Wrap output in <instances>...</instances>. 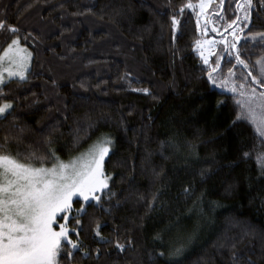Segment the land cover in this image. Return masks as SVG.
Here are the masks:
<instances>
[{
	"label": "trees",
	"instance_id": "16d2710c",
	"mask_svg": "<svg viewBox=\"0 0 264 264\" xmlns=\"http://www.w3.org/2000/svg\"><path fill=\"white\" fill-rule=\"evenodd\" d=\"M188 2L0 0V54L15 38L31 51L25 78L0 85V104L13 105L0 117V145L21 159L47 156L49 147L68 158L103 134L112 139L104 164L110 191L102 206L93 201L78 217L79 235L70 239L80 247L65 242L58 264H264V168L257 163L264 139L238 119L241 97L209 82L211 68L195 50L204 36L198 8ZM236 5L212 0L207 36L238 15L244 26ZM250 29L264 32L260 0H253ZM239 47L248 68L218 46L223 59L213 74L238 90L251 84L249 72L259 79L264 42ZM68 226L77 227L75 220Z\"/></svg>",
	"mask_w": 264,
	"mask_h": 264
},
{
	"label": "snow or ice",
	"instance_id": "6c2138e0",
	"mask_svg": "<svg viewBox=\"0 0 264 264\" xmlns=\"http://www.w3.org/2000/svg\"><path fill=\"white\" fill-rule=\"evenodd\" d=\"M211 3L212 0H198V4H194L189 0L185 5L186 8L193 10L199 7L197 24L200 26V17L205 18L201 26L204 35L209 31L208 25L212 23V20L205 16L206 9ZM224 3L225 0H219L220 7ZM260 3L264 6V0H260ZM252 8L253 0L242 2L237 0V9L244 13V26L240 27L238 24L241 20L239 15L227 25L226 31L231 29V41L222 38L219 41L204 39L195 42L203 63L211 67L208 80L213 86H216V77L213 74L220 69V62L223 59L220 53L214 51L218 44L225 46L224 51L229 56H235L237 64L248 68V64L241 58L239 46L249 41L264 42V32H251ZM172 23L175 28L180 21L173 16ZM4 27L5 25L0 23V30ZM245 28L249 29L248 35L242 36ZM9 31L15 34L19 29L11 27ZM211 31L216 32L217 29L213 27ZM213 56L216 57L214 66L210 65V58ZM30 57L31 53L20 47V40L13 39L3 54H0V84L4 83V73H7L9 78L18 76L24 79ZM6 62L8 67H4ZM256 64L260 67L259 79L252 76L251 72L248 75L251 77V84H255L261 90L257 91V87L251 84L241 83L239 90L233 84L230 91L241 97V100L236 101L237 106L241 108L238 119L251 121L257 134L264 139V57L258 59ZM234 75L235 73L229 69L228 76ZM228 83L226 79L219 86L225 87ZM143 91L148 92L147 89ZM12 107L10 103L0 105V117L6 118ZM257 108L261 111L259 120ZM5 142L7 143V137ZM111 143L110 139H101L68 163L61 160L51 147L47 156H37L32 152L21 159L20 153L13 156L0 145V264H58L65 242L73 249L80 247L78 242L70 239V234L79 235L77 228L82 226V222L78 217L87 215V208L92 206L93 201L102 206L101 194L105 190L110 191L108 181L111 177L105 174L104 164L110 155ZM244 155L247 157L249 153ZM33 160L40 166H35ZM49 160L53 161L52 166H44ZM257 163L264 168V154L257 157ZM74 200L83 203H80L79 208H74ZM72 219L75 220L77 227L69 228L68 224ZM60 220L64 222L60 223ZM57 226L59 230H56ZM102 227L103 225L97 223L95 229V235L101 240L104 239L100 236ZM107 242L105 240V243ZM116 248L124 251L126 245L117 243ZM65 255L71 256L72 253L68 252Z\"/></svg>",
	"mask_w": 264,
	"mask_h": 264
},
{
	"label": "rangeland",
	"instance_id": "374dc122",
	"mask_svg": "<svg viewBox=\"0 0 264 264\" xmlns=\"http://www.w3.org/2000/svg\"><path fill=\"white\" fill-rule=\"evenodd\" d=\"M209 6V5H208ZM197 8H198V13L200 12V9H199V7L197 6ZM208 8V7H207ZM207 15V9H206V12H205V16ZM204 17H200V26H203V22H204ZM211 31V30H210ZM214 34H216V35H218V36H212V35H204L200 40H204V39H216V40H221L222 38H227L229 41H231L232 40V36H231V31L230 32H228L227 33V31H226V29H224L221 33H219V32H217V33H215V32H213ZM221 34H224V35H221ZM15 39H17V38H15ZM11 43V42H10ZM9 43V44H10ZM8 44V45H9ZM8 45L4 48V50L5 49H7V47H8ZM218 46H220V48H225V46L223 45V44H218L216 47H215V49H214V51L215 52H217V50H218ZM20 47H22V48H26L25 46H23V45H21L20 44ZM27 49V51L29 52V53H31V51L28 49V48H26ZM4 50L2 51V53L1 54H3V52H4ZM195 50H196V52H197V54L200 56V50L195 46ZM221 49H220V52H217V53H220V55L221 56H223V54H221ZM200 58H201V56H200ZM201 60H202V62H203V59L201 58ZM30 61H31V57H30V59L28 60V69H29V66H30ZM204 64V63H203ZM210 65H212V66H214L215 65V61L213 60V57H211L210 58ZM206 66H208L209 68H211L209 65H206ZM4 67H8V64H7V62L4 64ZM28 71V70H27ZM26 71V72H27ZM26 72H25V76H26ZM4 76H5V79H4V83L6 82V81H8L9 79H12V78H18V79H20V77H18V76H16V77H11V78H9L8 76H7V73H4ZM229 81V80H228ZM223 81H221V82H219V81H216V86L217 87H219V88H223V89H226V90H229L230 91V89H231V87H232V84L231 83H228L225 87H220L219 85L222 83ZM230 82V81H229ZM0 85H2V84H0ZM5 103V102H4ZM4 103H1L0 105H2V104H4ZM11 104V103H10ZM10 110V109H9ZM104 138H107V139H110V140H112L110 137H109V135H107V134H103V135H101L100 137H98L97 139H95V140H93L87 147H85L83 150H81L79 153H77V154H75V155H73V156H70V157H68V158H60L61 160H63L65 163H68L71 159H73V158H75V157H78L81 153H84V152H86L88 149H89V147L91 146V145H93V144H95L97 141H99V140H101V139H104ZM112 142V141H111ZM111 146H112V143H111V145H110V148H111ZM53 163V162H52ZM52 163L50 164V165H44V166H46V167H51L52 166ZM38 167V166H37ZM63 220H61V221H59V222H62ZM176 241V240H175Z\"/></svg>",
	"mask_w": 264,
	"mask_h": 264
},
{
	"label": "water",
	"instance_id": "95a60500",
	"mask_svg": "<svg viewBox=\"0 0 264 264\" xmlns=\"http://www.w3.org/2000/svg\"><path fill=\"white\" fill-rule=\"evenodd\" d=\"M236 10H237V5H236ZM242 35V34H241Z\"/></svg>",
	"mask_w": 264,
	"mask_h": 264
},
{
	"label": "flooded vegetation",
	"instance_id": "af4514ba",
	"mask_svg": "<svg viewBox=\"0 0 264 264\" xmlns=\"http://www.w3.org/2000/svg\"><path fill=\"white\" fill-rule=\"evenodd\" d=\"M242 34V33H241Z\"/></svg>",
	"mask_w": 264,
	"mask_h": 264
}]
</instances>
